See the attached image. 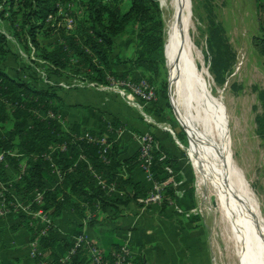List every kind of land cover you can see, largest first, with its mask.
Wrapping results in <instances>:
<instances>
[{"label": "trees", "instance_id": "obj_1", "mask_svg": "<svg viewBox=\"0 0 264 264\" xmlns=\"http://www.w3.org/2000/svg\"><path fill=\"white\" fill-rule=\"evenodd\" d=\"M259 1L255 0L259 27L252 45L264 57V4ZM68 4L75 7L73 11L65 10L74 24L71 30L57 27L66 19L65 12L58 15L59 6ZM1 6L0 20L9 23L16 42L27 55L33 46L38 58L46 63V70L54 76L65 78L76 74L85 81L108 87L112 78L118 77L113 65L128 64L132 70L156 77L166 70V33L159 0H0ZM54 34L60 39L51 48L40 45L41 35ZM116 39L127 40V47L133 49L132 57L115 56ZM208 48L212 56L210 71L223 85L235 54L226 43L222 26L214 19L209 22ZM12 54L10 41L0 31V154L7 159L0 162V194L5 196V203L9 205L13 201L12 188L23 198L39 192L43 196L42 211L53 221L62 218L64 213H75L82 222L89 221V226L95 224L96 219L89 217V212L95 210L102 213L111 210L121 215L146 208L139 199L147 197L149 191L134 178V172L140 167V153L128 155V147H120L113 136L102 144L99 141L103 133L93 129L72 135L67 121L69 106L64 97L50 86L10 76L5 64ZM122 76L128 78L127 74ZM160 87L171 114L173 108L165 79ZM157 112L163 120L170 121L167 112L161 109ZM107 125L112 133L123 129L118 121ZM178 137L186 144L184 131ZM89 138L96 140V144ZM7 162L16 169L23 165L20 180L12 186L7 176ZM150 175L156 184L167 185L160 203L162 212L173 204L185 213L195 210L194 189L180 197L174 188V183L183 180L178 156L157 140ZM40 207L33 205L34 211ZM16 217L18 227H25L31 233L33 242H37L45 255H38L37 264L44 259L51 264H90L82 249L65 262L59 251L60 245L67 250L72 247L73 238L83 234V225H78L70 237L59 239L53 223L42 234L29 227L27 216ZM189 218L196 228L202 222L200 215ZM101 240L110 261L114 253H120L126 246L111 230L104 231ZM131 264H148L142 249Z\"/></svg>", "mask_w": 264, "mask_h": 264}, {"label": "rangeland", "instance_id": "obj_2", "mask_svg": "<svg viewBox=\"0 0 264 264\" xmlns=\"http://www.w3.org/2000/svg\"><path fill=\"white\" fill-rule=\"evenodd\" d=\"M170 1L159 0L166 35L172 19ZM259 2L264 4V0ZM256 7L255 0H190V13L195 23L194 45L212 79V84L209 85L208 90L213 100L216 101L215 105L220 103V107L226 112L231 139V157L242 171L258 204L259 213L264 220V57L252 45V40L259 27ZM68 8L71 11L75 9L74 5L70 6V4L65 7L59 6L58 15L64 13ZM1 11L2 6L0 7ZM54 18L55 16H53ZM70 19L66 16L65 21L59 22L57 27L71 30L74 24ZM213 19L222 26L226 43L235 54L233 67L226 75V81L223 85L216 81L210 71L212 56L208 48V30L209 22ZM0 31L10 41L13 51L5 64V70L10 76L22 80L29 79L31 82L50 86L65 100L75 96L74 101L81 103L85 101V97L90 99L92 105L101 107L100 111H102L103 117L105 118V114L110 116L109 121H118L116 117L123 119L122 122L119 120L123 128L118 131L119 136H121L119 141L123 145H129L132 153L139 152L140 138L149 133L155 141L157 140V142L171 149L178 156L183 180L180 183H174V188L180 197L186 191L194 189L197 200L194 215L199 214L202 219L198 227L200 231L195 234L190 231V235L187 233L186 242L180 241L179 248H176L179 261H182L183 264H241L236 250L233 249L232 242L229 243L224 237L222 226L218 220L219 215L216 212V199L213 198L211 188L199 183V178L189 156L188 133L179 121L175 107H173L171 114L166 108V100L160 87V83L164 79L168 83V100L170 104L171 101L174 104L167 67L165 72H161L160 77H156L150 73L132 70L128 64L113 65L118 77L112 78V83L108 87L97 86L96 83L85 81L76 74L65 78L54 76L46 70L48 68L46 63L38 58L33 46L30 55L26 54L14 39L8 22L0 20ZM58 39L60 36L57 34L52 36L41 35L39 43L41 46L51 48ZM115 46L116 57L121 56L126 59L133 56V49L127 47L126 39H116ZM199 70L201 71V67ZM123 74H127L128 78H124ZM144 82L146 83L145 86L139 89L138 86ZM88 93H93L96 97L99 96L98 94H104V98L111 99L112 102L102 105L97 100L94 101L93 96L89 98ZM70 101L73 100L70 99ZM158 109L167 112L170 121L163 120L157 112ZM101 113L99 112V114ZM167 125L171 126L173 133L161 130ZM166 129L168 130L169 127ZM181 131L185 133L186 144H183L178 137ZM102 137L108 138L105 135ZM22 169V164L16 169L7 162V176L11 186L20 180ZM149 187L147 186L146 189L150 193L151 188L149 189ZM10 193L13 201L10 202L11 205H9L7 214L0 218V220L8 219L6 220L7 223H10L12 218L17 219V215L25 214L23 212L24 207L28 200L33 199L32 196L30 198L19 196L13 188ZM172 207L176 208L178 217H172L171 228L174 224H178L180 232H182V229L186 230L183 225L188 224L190 227L196 225L190 222V218L185 216V212L176 204H173ZM178 209L181 212H178ZM49 217L41 213L31 214L27 216L30 219L29 227L42 230L49 229L46 227L49 225L47 223L49 220L50 225L53 223L57 229L59 239H65L70 237L78 225H83V235L91 240L88 235V224L82 222L77 214H63L62 219L60 218L61 222L60 219L53 221ZM183 234L182 232L181 236ZM74 241L75 237L73 238ZM126 247L132 252L134 259L138 251L133 253L132 246L129 244ZM33 249L28 250L26 258L34 259L37 263L39 250ZM59 251L66 257L69 249L67 250L63 245H60Z\"/></svg>", "mask_w": 264, "mask_h": 264}, {"label": "bare ground", "instance_id": "obj_3", "mask_svg": "<svg viewBox=\"0 0 264 264\" xmlns=\"http://www.w3.org/2000/svg\"><path fill=\"white\" fill-rule=\"evenodd\" d=\"M169 6L172 19L165 40L166 61L173 105L189 136V156L199 183L212 190L224 237L232 242L240 263L264 264V220L231 157L226 112L220 103L215 105L208 90L212 79L194 45L190 0H171Z\"/></svg>", "mask_w": 264, "mask_h": 264}, {"label": "crops", "instance_id": "obj_4", "mask_svg": "<svg viewBox=\"0 0 264 264\" xmlns=\"http://www.w3.org/2000/svg\"><path fill=\"white\" fill-rule=\"evenodd\" d=\"M98 95L99 96L96 97L93 93H88L89 98L93 96L94 101L97 100L102 105L110 104V101L112 102L111 99H105L104 94ZM72 97L70 99L73 101H70L68 98L65 101L69 106L67 108V121L72 128L70 132H72L73 135L80 134L81 132L83 133L85 129H93L102 132V136H113L120 147L123 148V146H127L128 155L136 153H132L129 145H123L119 141V138H121V136H119V130L116 133L110 132L111 129L107 124H110L112 121H109L108 118H110V116L107 114H105V118L103 117L102 111H100L101 107L92 105L90 99L85 97V101L82 100L83 102L81 103L74 101L75 96ZM99 112L101 114H99ZM116 118L118 122L119 120L121 122L123 121L121 118ZM166 127H169V129L167 130ZM161 130L173 133L170 125L164 126ZM134 178L137 182L142 183L145 188L150 186L149 189L151 188L150 190H152L153 181L150 180L149 176L140 167L134 172ZM177 211L181 212L179 209ZM194 212L195 210H192L184 214L190 217L195 214ZM67 214L76 215L75 213ZM177 215L178 213L175 207L171 206L165 212H162L160 204H150L142 210L134 209L126 211L121 215H116L111 210L106 213L95 210L89 212V217L92 216V218L96 219L95 224L89 226L87 225L89 221L84 222L89 227L88 235L91 240L99 245L105 253L107 251L103 247L101 237L104 231L111 230L118 240L125 243V245H131L134 253L142 249L148 264H183L182 261H179L177 258L178 251L176 248H179L180 241L186 242L185 237L187 233L190 235V231H193L195 234L200 230L196 228V225L190 227V225L185 224L183 227H185L186 230L182 229L184 234L181 236L182 232H180L178 224H174L171 228L172 217H178ZM61 219L59 220L60 222ZM6 220H0V264H37L34 259L26 258L29 252L28 250H31V248L39 250V255L41 253V249H37V246H34L31 233L27 231L25 227H18V219L12 218L10 223H7Z\"/></svg>", "mask_w": 264, "mask_h": 264}, {"label": "built area", "instance_id": "obj_5", "mask_svg": "<svg viewBox=\"0 0 264 264\" xmlns=\"http://www.w3.org/2000/svg\"><path fill=\"white\" fill-rule=\"evenodd\" d=\"M145 82L138 86L140 89L141 87L145 86ZM97 85V84H95ZM94 85V86H95ZM98 86V85H97ZM89 137V136H87ZM89 141L93 144H96V140L89 138ZM102 144H106V138H102V141H99ZM156 150V141L154 137L151 134H145L143 137L140 138V168L149 176L150 180H152L150 175V168L154 161V153ZM6 156L4 154H0V162L6 161ZM168 173L173 175V171L171 169H167ZM176 185V184H175ZM166 183L164 184H156L153 181V187L150 193L147 195V197L140 198L139 202L145 204L146 206L150 204H160L163 201V191L166 187ZM0 197L2 198V201L0 203V218L5 216L7 214V211H9V208L11 205H7L5 203L6 198L3 194H0ZM33 199L28 200L27 205L24 207V213L25 216H30L31 214H45L47 217H49L46 213H44L42 210V204H43V196L42 193H35L32 195ZM41 205L40 209L38 211H34L33 205ZM8 206V207H7ZM40 211V212H39ZM39 212V213H38ZM50 218V217H49ZM48 219V218H47ZM50 226L49 220L47 222ZM41 231L42 234H46V231L48 229H38ZM34 246H37V242H34ZM78 249H82L83 252L89 257L90 264H131L133 260V254L132 252L125 246L121 252L114 253L112 260L110 261L106 253L92 240L86 238L83 234L80 236L75 237V241L73 242L72 247L69 249V252L66 257L63 258V262L67 261L69 257L76 253ZM41 256H45L44 253L41 251ZM41 264H51L48 259H44Z\"/></svg>", "mask_w": 264, "mask_h": 264}, {"label": "water", "instance_id": "obj_6", "mask_svg": "<svg viewBox=\"0 0 264 264\" xmlns=\"http://www.w3.org/2000/svg\"><path fill=\"white\" fill-rule=\"evenodd\" d=\"M165 58H166V54H165ZM166 66H167V62H166ZM171 104H172V101H171ZM172 106L174 107V105L172 104Z\"/></svg>", "mask_w": 264, "mask_h": 264}]
</instances>
